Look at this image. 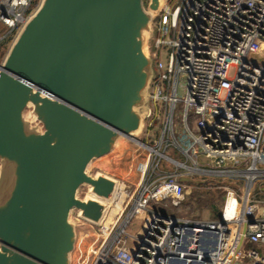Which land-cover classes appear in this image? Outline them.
I'll use <instances>...</instances> for the list:
<instances>
[{
  "label": "built area",
  "instance_id": "built-area-1",
  "mask_svg": "<svg viewBox=\"0 0 264 264\" xmlns=\"http://www.w3.org/2000/svg\"><path fill=\"white\" fill-rule=\"evenodd\" d=\"M43 1L0 0V24L6 29L0 46L8 38L13 45ZM149 42L153 74L142 118L152 125L156 111L161 114L159 140L155 146L140 145L149 155L138 183L116 180L113 196L102 200L98 223L74 210L72 221L82 234L71 264H264V201L251 192L238 197L228 191L221 219H185L159 209L186 198L190 187L181 178L193 179V173L217 178L264 173L258 168L264 163V0H166L153 14ZM10 49L0 54V70ZM181 78L183 100L178 96ZM180 102L193 141L189 148L175 136L174 111ZM191 112L197 116V134L188 125ZM171 144L187 161L166 154ZM199 157L211 167L200 166ZM162 160L181 170L164 171ZM228 163L245 168H224ZM83 189L90 193L89 187ZM139 216L133 234L128 229ZM90 236L94 241L86 250Z\"/></svg>",
  "mask_w": 264,
  "mask_h": 264
},
{
  "label": "water",
  "instance_id": "water-1",
  "mask_svg": "<svg viewBox=\"0 0 264 264\" xmlns=\"http://www.w3.org/2000/svg\"><path fill=\"white\" fill-rule=\"evenodd\" d=\"M162 2L44 0L14 41L0 70V264H71L74 210L101 220L117 182L90 165L120 138L146 145L134 136Z\"/></svg>",
  "mask_w": 264,
  "mask_h": 264
},
{
  "label": "rangeland",
  "instance_id": "rangeland-1",
  "mask_svg": "<svg viewBox=\"0 0 264 264\" xmlns=\"http://www.w3.org/2000/svg\"><path fill=\"white\" fill-rule=\"evenodd\" d=\"M147 2V1H146ZM6 31L5 26L0 24V35ZM12 46V38H8L0 46V54L3 57L8 49ZM146 50H151V43L148 40ZM185 84V79H180L178 96L181 100L184 99L183 86ZM141 112L145 113V107L140 109ZM184 104L182 102L178 103L174 111V125H175V136L176 140L183 148H189L193 141L188 137V133L185 129L183 122ZM197 116L194 113H190L188 117V125L190 129L197 134L194 127V122ZM161 114L156 111V119L152 120V125H149V121H144L142 128L136 133L135 137L144 143L155 146V143L159 140L161 131ZM195 148L199 149L198 146ZM163 149V148H162ZM193 149L190 153L193 154ZM166 154L176 158L181 162L187 161L185 157L171 144L167 150ZM149 151L133 142L127 138H120L116 144L115 149L107 156L102 157L90 165L91 174H103L111 177L120 182H127V184L138 183L140 179L139 168L144 165L147 161ZM198 164L205 168H210L211 165L205 162L203 157L197 158ZM161 167L164 171H175L181 168L169 164L166 160L161 161ZM224 168L230 169H243L245 168L241 164L228 163ZM259 169L264 170V163L258 164ZM264 173L256 175L252 180H250L245 175L241 176H225L222 178L214 177L213 175H203L199 173H193V182L186 184L190 187L188 195L186 198L177 206L173 205L171 201H167V206L160 205L159 209L164 213L169 215L178 216L180 218L189 219H219L221 216V210L225 206V201L228 195V191H233L236 196L241 197L247 191L251 192L256 196V198L264 201ZM199 181V184H196ZM89 195L87 189H82L80 192L81 197H86ZM233 205V204H231ZM217 211H215V209ZM264 209V204L262 205ZM141 216L134 220V223L129 227V231L133 234H137L139 230V222L141 221ZM78 239L82 234V230L77 228ZM93 237L90 236L88 240L85 241L87 250L93 242ZM252 250L261 251L260 247L256 245L251 246ZM76 254H72V261H75ZM75 264V262H74ZM239 264H251L249 260H243Z\"/></svg>",
  "mask_w": 264,
  "mask_h": 264
},
{
  "label": "bare ground",
  "instance_id": "bare-ground-1",
  "mask_svg": "<svg viewBox=\"0 0 264 264\" xmlns=\"http://www.w3.org/2000/svg\"><path fill=\"white\" fill-rule=\"evenodd\" d=\"M166 2V0H163V4ZM143 114H144V112H142V116H143ZM135 137V136H134ZM135 139H137L136 137H135ZM259 172H257V171H254V170H252V172H243L242 174H244L245 176H247L250 180H252L253 178H254V176L256 175V174H258ZM88 197H91V198H93V199H96V197L93 195V194H91V193H89V195H88ZM101 201V200H100ZM234 203V202H233ZM232 207H233V205H231V204H229L228 206H227V210H230V209H232ZM77 231V230H76ZM94 240V239H93Z\"/></svg>",
  "mask_w": 264,
  "mask_h": 264
},
{
  "label": "trees",
  "instance_id": "trees-1",
  "mask_svg": "<svg viewBox=\"0 0 264 264\" xmlns=\"http://www.w3.org/2000/svg\"><path fill=\"white\" fill-rule=\"evenodd\" d=\"M234 202V201H233ZM233 202H230L229 204H233Z\"/></svg>",
  "mask_w": 264,
  "mask_h": 264
}]
</instances>
